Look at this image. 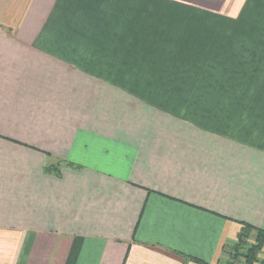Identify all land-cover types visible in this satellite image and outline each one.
<instances>
[{
    "label": "crops",
    "instance_id": "1",
    "mask_svg": "<svg viewBox=\"0 0 264 264\" xmlns=\"http://www.w3.org/2000/svg\"><path fill=\"white\" fill-rule=\"evenodd\" d=\"M257 20L264 0H0V264H223L264 228Z\"/></svg>",
    "mask_w": 264,
    "mask_h": 264
},
{
    "label": "trees",
    "instance_id": "2",
    "mask_svg": "<svg viewBox=\"0 0 264 264\" xmlns=\"http://www.w3.org/2000/svg\"><path fill=\"white\" fill-rule=\"evenodd\" d=\"M242 225L237 240L224 248V254L228 257L225 264H264V259L260 257L264 252V228H256L246 223ZM188 260L207 264L198 258L188 257Z\"/></svg>",
    "mask_w": 264,
    "mask_h": 264
},
{
    "label": "rangeland",
    "instance_id": "3",
    "mask_svg": "<svg viewBox=\"0 0 264 264\" xmlns=\"http://www.w3.org/2000/svg\"><path fill=\"white\" fill-rule=\"evenodd\" d=\"M238 2L240 1V0H237ZM229 3H231L232 4V2H229ZM256 23L257 24H264V20H257L256 21ZM254 237V235H252V238ZM226 257V259H227V256H225ZM260 257L262 258V259H264V252H263V254L262 255H260ZM227 261H224V263L223 264H225ZM237 264H240V263H237Z\"/></svg>",
    "mask_w": 264,
    "mask_h": 264
}]
</instances>
